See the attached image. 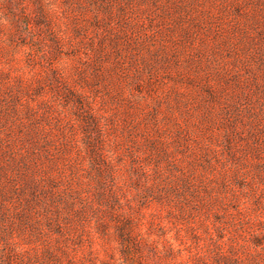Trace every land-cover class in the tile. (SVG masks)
<instances>
[{
  "label": "rangeland",
  "instance_id": "1",
  "mask_svg": "<svg viewBox=\"0 0 264 264\" xmlns=\"http://www.w3.org/2000/svg\"><path fill=\"white\" fill-rule=\"evenodd\" d=\"M127 216L264 264V0H0V264H126Z\"/></svg>",
  "mask_w": 264,
  "mask_h": 264
},
{
  "label": "trees",
  "instance_id": "2",
  "mask_svg": "<svg viewBox=\"0 0 264 264\" xmlns=\"http://www.w3.org/2000/svg\"><path fill=\"white\" fill-rule=\"evenodd\" d=\"M140 218H137V220L133 221V218L127 216L124 217L123 220L119 221L118 225L116 226L119 241L117 249L121 252L122 259L126 260V264H149L145 252L150 250L151 246L155 248L156 252L159 248V244H161L164 249L166 246H168L171 252L176 251L173 247L171 239L167 236L169 229L165 228L164 226H161V232L154 236L153 231L156 226L155 219ZM91 223V219H89L88 227L91 230H95V232L98 234L96 236H99L102 240H105V236L107 234L106 230L108 229L107 218H97L94 224L95 227H93ZM136 223L138 227L134 225ZM140 225H144V227L147 229V232H139L138 228ZM93 236L94 235L88 236L89 239H91L87 244L88 246L92 245ZM88 251L94 253L92 250ZM89 252L87 254H89ZM164 253L165 250L161 252L158 251L159 255H163ZM169 253L170 251L168 252V256ZM159 258H161V256ZM99 262L100 264H107L101 260H99ZM92 263L96 264V259H94Z\"/></svg>",
  "mask_w": 264,
  "mask_h": 264
}]
</instances>
